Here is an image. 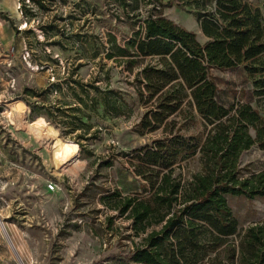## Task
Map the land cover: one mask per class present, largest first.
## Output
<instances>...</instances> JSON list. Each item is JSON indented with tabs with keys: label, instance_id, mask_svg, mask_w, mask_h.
<instances>
[{
	"label": "trees",
	"instance_id": "1",
	"mask_svg": "<svg viewBox=\"0 0 264 264\" xmlns=\"http://www.w3.org/2000/svg\"><path fill=\"white\" fill-rule=\"evenodd\" d=\"M200 1L197 22L205 44L158 12L163 0L154 4L158 14L153 10L131 24L133 34L124 44L109 35L106 59L149 105L141 130L162 132L130 153L140 193L124 196L117 188L112 193L101 189L107 193L102 204L117 213L107 216L109 223L116 217L131 222V264H264V218L240 229L228 201L229 196L264 199V168L240 165L251 148L264 151V13L245 0H214L213 6ZM194 2L186 5L195 7ZM114 4L128 19L138 17L126 13L131 1ZM242 66L254 79L252 97L225 105L218 99L213 71ZM51 91L64 98L46 105L40 101L44 91L29 89L35 101H25L32 114L76 142L84 156H94L90 146L97 138L89 131L87 108L109 119L134 115L109 76L89 83L70 77L65 88L52 84Z\"/></svg>",
	"mask_w": 264,
	"mask_h": 264
},
{
	"label": "rangeland",
	"instance_id": "2",
	"mask_svg": "<svg viewBox=\"0 0 264 264\" xmlns=\"http://www.w3.org/2000/svg\"><path fill=\"white\" fill-rule=\"evenodd\" d=\"M128 1L131 7L126 13H136V19H128L114 0H0V22L11 31L12 40L6 44L0 34V264H131L133 245L127 238L132 234L131 222L116 217L113 225L109 223L107 216L117 213L104 207L101 198L107 193L101 189L112 193L117 188L124 196L140 193L141 181L128 162L130 153L162 132L141 130L149 105L137 97L126 74L106 59L110 34L124 44L133 34L131 24L153 10L158 14L157 0ZM186 1L163 0L158 12L195 32L205 44L197 22L196 6L201 1L195 0V7ZM245 1L264 13V0ZM214 4L209 0V5ZM213 74L221 103L252 97L254 79L245 66ZM98 76L110 77L134 115L129 120L109 119L102 111L87 108L89 131L97 135L90 146L94 156L88 157L60 128L32 114L25 99L35 101L27 95L29 89L44 91L40 101L53 105L64 97L51 91L52 84L65 88L70 77L89 83ZM17 100L26 104L25 113L13 110ZM65 100L72 102L71 97ZM40 118L52 127L54 139L77 147L83 162L78 173L56 165L50 151L22 124ZM240 165L263 169L264 151L251 148ZM49 184L55 189L49 190ZM228 201L240 229L264 218V199L229 196Z\"/></svg>",
	"mask_w": 264,
	"mask_h": 264
},
{
	"label": "bare ground",
	"instance_id": "3",
	"mask_svg": "<svg viewBox=\"0 0 264 264\" xmlns=\"http://www.w3.org/2000/svg\"><path fill=\"white\" fill-rule=\"evenodd\" d=\"M13 104V110L21 114L25 113L27 106L23 101L17 100ZM22 124L27 131L33 133L35 141H38L50 151L52 161L56 165H60L70 173H78L77 171L83 168V162L79 159L75 151L77 147L71 144H64L62 141L54 139L52 127L45 120L41 118L32 122L23 120Z\"/></svg>",
	"mask_w": 264,
	"mask_h": 264
},
{
	"label": "crops",
	"instance_id": "4",
	"mask_svg": "<svg viewBox=\"0 0 264 264\" xmlns=\"http://www.w3.org/2000/svg\"><path fill=\"white\" fill-rule=\"evenodd\" d=\"M0 34L5 39V43L6 44L12 43V40H11V31L8 29V27L6 25H4L1 22H0Z\"/></svg>",
	"mask_w": 264,
	"mask_h": 264
},
{
	"label": "built area",
	"instance_id": "5",
	"mask_svg": "<svg viewBox=\"0 0 264 264\" xmlns=\"http://www.w3.org/2000/svg\"><path fill=\"white\" fill-rule=\"evenodd\" d=\"M48 189L49 190H54L55 189V186L53 184H49Z\"/></svg>",
	"mask_w": 264,
	"mask_h": 264
}]
</instances>
